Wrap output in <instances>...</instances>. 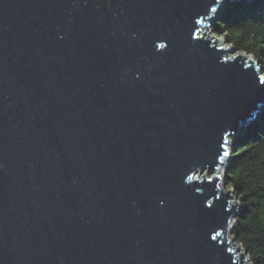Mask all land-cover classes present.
Returning <instances> with one entry per match:
<instances>
[{
	"label": "water",
	"instance_id": "1",
	"mask_svg": "<svg viewBox=\"0 0 264 264\" xmlns=\"http://www.w3.org/2000/svg\"><path fill=\"white\" fill-rule=\"evenodd\" d=\"M252 1L0 0V264H251L224 170L264 75L211 28Z\"/></svg>",
	"mask_w": 264,
	"mask_h": 264
},
{
	"label": "trees",
	"instance_id": "2",
	"mask_svg": "<svg viewBox=\"0 0 264 264\" xmlns=\"http://www.w3.org/2000/svg\"><path fill=\"white\" fill-rule=\"evenodd\" d=\"M213 29L236 51L259 59L264 75V0L222 10ZM230 152L224 183L239 202L232 235L251 264H264V110L232 141Z\"/></svg>",
	"mask_w": 264,
	"mask_h": 264
},
{
	"label": "rangeland",
	"instance_id": "3",
	"mask_svg": "<svg viewBox=\"0 0 264 264\" xmlns=\"http://www.w3.org/2000/svg\"><path fill=\"white\" fill-rule=\"evenodd\" d=\"M212 26V25H211ZM214 29H213V26H212V28H211V31H213ZM219 33V36H221L220 34L222 33V32H218ZM221 37H223V36H221ZM217 39V38H216ZM231 140V139H230ZM224 186H225V183H224ZM240 249H242V247H240Z\"/></svg>",
	"mask_w": 264,
	"mask_h": 264
},
{
	"label": "bare ground",
	"instance_id": "4",
	"mask_svg": "<svg viewBox=\"0 0 264 264\" xmlns=\"http://www.w3.org/2000/svg\"><path fill=\"white\" fill-rule=\"evenodd\" d=\"M232 48V47H231Z\"/></svg>",
	"mask_w": 264,
	"mask_h": 264
}]
</instances>
